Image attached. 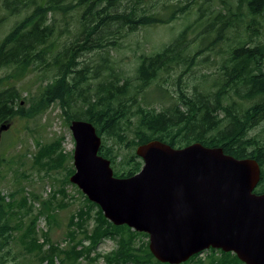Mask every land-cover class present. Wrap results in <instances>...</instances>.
Here are the masks:
<instances>
[{"label": "trees", "instance_id": "obj_1", "mask_svg": "<svg viewBox=\"0 0 264 264\" xmlns=\"http://www.w3.org/2000/svg\"><path fill=\"white\" fill-rule=\"evenodd\" d=\"M187 1L166 17L141 10L142 0H0L4 13H21L0 39V69L9 70L4 78L0 76V82L3 79L8 82L0 90V123L16 116H32L51 102H59L68 124L82 119L95 125L102 137L99 153L111 160L115 176L128 177L141 170L143 160L136 153L141 144L160 140L180 148L200 142L208 147H221L236 158L257 159L261 179L254 192L264 193V126L250 134L264 121V40L261 38L264 0H220L216 11L204 17L200 15L195 32L201 39L197 48L191 50L195 40H189L183 29L161 50L142 53L134 67V76L120 67L111 53L121 47L119 39L125 32L166 24L184 12L191 3ZM173 6L176 5H162L165 11ZM63 34H72L73 39L61 43ZM94 50L104 53H100L92 68L90 64L83 65L81 57ZM201 51L209 54L198 60ZM210 54L221 57L211 78L204 73L187 91L181 87L179 74L175 95L161 83V78L171 76V70H177L180 65L193 70L202 60L207 61ZM35 68L57 69L39 103L25 110L17 88L19 81L11 82V78H23ZM153 92L162 96L156 99ZM158 102L167 105L158 109L153 104ZM108 136L114 138L112 143L108 142ZM59 146V142L42 146L35 161L48 170L66 167L68 154L59 150ZM74 172L71 166L66 174L68 182ZM16 191L10 194V203L0 191V251L10 246L14 232L21 226L20 210L26 208L30 212L33 208L29 198L40 200L37 193L27 195L25 187ZM60 193L64 199L63 188ZM54 199L53 194L51 199L42 201L43 209L51 208L50 200ZM63 199L59 206L63 205ZM85 199L87 204L69 221L67 234L72 245L68 248L51 244L43 251L42 245H37V239L32 237L37 216L30 218L32 230L22 234L21 241L29 252L38 248L41 256L37 264L45 261L55 264L56 256L60 257V264H77L80 258L96 262L102 256L96 251L97 244L104 237L116 238L118 243L117 249L103 255L106 264H170L160 262L152 254L148 241L136 245L138 236L148 237L147 233L126 224L115 225L99 205L87 196ZM93 207H97V215L90 229L87 221L93 216ZM45 211L48 216L52 213ZM16 214L19 216L14 218ZM79 234L83 237H78ZM85 240H89L87 245ZM209 250L221 254L220 261L212 257L209 263L197 264L216 261L226 264L229 260L242 263L235 253ZM12 251L10 247L2 255L0 264L9 261L30 264L21 262ZM196 256L181 264L190 263Z\"/></svg>", "mask_w": 264, "mask_h": 264}, {"label": "water", "instance_id": "obj_2", "mask_svg": "<svg viewBox=\"0 0 264 264\" xmlns=\"http://www.w3.org/2000/svg\"><path fill=\"white\" fill-rule=\"evenodd\" d=\"M70 129V181L115 225L148 233L149 249L160 262L181 264L216 248L245 264H264V193L254 192L261 179L257 159L200 142L177 148L152 140L136 148L141 170L118 177L99 153L102 137L95 125L74 119Z\"/></svg>", "mask_w": 264, "mask_h": 264}, {"label": "rangeland", "instance_id": "obj_3", "mask_svg": "<svg viewBox=\"0 0 264 264\" xmlns=\"http://www.w3.org/2000/svg\"><path fill=\"white\" fill-rule=\"evenodd\" d=\"M188 2L187 0H142V9L148 12H156L160 16L168 17L173 9H176L178 5ZM220 0H191L188 7L184 9L183 13H178L177 17L166 23L158 24L156 26L142 27L137 30L128 31L123 34V37L119 39L121 47L115 48L111 51L112 55L117 59L118 65L125 69L129 75L134 76V67L137 65L139 56L142 53H152L157 50H161L166 44H169L175 36H177L183 29H186V35L189 40H195L191 50L198 47L200 44V37L195 33L200 21V15L202 17L208 15L212 11H216L220 4ZM164 3L175 4L165 11L162 7ZM177 3V4H176ZM24 13L23 11H20ZM21 13H4L0 6V39L10 29L11 25L19 19ZM5 17V18H3ZM3 18V19H2ZM200 18V19H199ZM205 20L204 18H202ZM264 32V26L262 28ZM264 40V34L261 35ZM73 39L72 34H63L61 43L65 41H71ZM201 48V47H200ZM199 48V49H200ZM189 50V51H191ZM223 51V50H222ZM100 53H104L100 50H94L87 52L81 61L83 65L90 64L92 68L100 57ZM209 54L208 52L201 51L198 53V60L201 57ZM207 61H203L193 68V70H185L183 65H180L177 70H171V76L163 77L160 79L163 85L166 84L169 87V92L176 94L179 85L176 81L177 76L180 74V84L185 90H190L194 83L198 81V78L206 73L210 74L209 78L215 75L217 67L220 64L221 57H215L212 54ZM55 68L53 71H56ZM53 71L44 69H32L29 70L25 77L18 79L11 78V82L19 81L17 88L21 94L22 105L25 110L30 108L34 103H39L42 92L45 86L53 77ZM9 72L7 68L0 69V76L5 77ZM164 75V73H162ZM176 77V78H175ZM7 80L0 82V90L6 87ZM155 89V85L152 90ZM151 90V91H152ZM153 97L158 99L162 95L158 92H153ZM158 109H162L167 103H153ZM44 110L38 111L32 116L20 117L16 116L9 122H2L1 125H7V129L0 130V191L5 196L6 201L10 203V194L17 193V189L25 187V192L29 195V192L37 193L40 196V200H33L29 198V202L32 203L33 208L31 211H27L26 208L20 210V215L23 214L21 226L14 233V238L9 247L4 248L0 251V260L3 259L2 255L11 247L12 255H16L21 262L30 264H37L38 259L41 256L38 253V248H33L32 252L26 250L24 244L21 241V235L28 232L31 229L30 218L37 216L35 223V230L32 229V237L37 239L36 244L42 245V250L46 251L50 248L51 244L63 249L68 248L72 245L71 240L67 232L69 231V221L72 216H76L78 209L87 204L85 194L82 190L71 181H67V172L71 166H74V150H75V139L70 129V124L67 123L63 109L59 102H51L46 105ZM264 126V121L250 134H254L255 131L260 130ZM131 134V133H130ZM114 138L108 136V142L112 143ZM60 143L59 150H63L67 155V161L64 168L58 169H46L44 166L39 165L35 161V155L42 146H48L51 144ZM117 142V139H116ZM41 145L39 147V144ZM119 146V143L116 144ZM75 168V166H74ZM72 174L69 176V180ZM64 189L65 198L60 193V189ZM16 191V192H15ZM55 196L54 200H50L51 208L45 207L43 209V202L51 199V195ZM16 198H20V195H16ZM63 199V205L59 206ZM52 203L54 208L52 210ZM98 205V204H97ZM100 207V206H99ZM101 208V207H100ZM50 210L52 213L48 216L47 211ZM93 216L88 219L87 224L91 229L95 224V217L97 215V207L92 209ZM19 214L14 215V218ZM77 219V218H76ZM133 229V228H131ZM135 230V229H134ZM140 232V231H139ZM148 234V233H147ZM149 235V234H148ZM48 236V237H47ZM78 237H83L79 234ZM27 238V237H26ZM47 238H49L47 240ZM28 240V238H27ZM148 241L149 236H138L135 240L136 245L140 246L144 242ZM86 245L89 240L83 241ZM118 243L116 238L104 237L98 244L96 251L102 256L96 262H91L86 258H80L77 264H106L103 255L117 249ZM94 253V252H93ZM26 254V255H25ZM216 258L220 261L221 254H213L210 250L204 251L202 254H197L196 258L191 260L188 264H197L198 262L207 261L210 262V258ZM60 257H55V264H60ZM216 261L215 264H219ZM207 262V263H209ZM242 262V261H241ZM7 262L4 264H11ZM45 261L43 264H46ZM69 264V263H66ZM132 264V263H129ZM226 264H245L227 261Z\"/></svg>", "mask_w": 264, "mask_h": 264}, {"label": "built area", "instance_id": "obj_4", "mask_svg": "<svg viewBox=\"0 0 264 264\" xmlns=\"http://www.w3.org/2000/svg\"><path fill=\"white\" fill-rule=\"evenodd\" d=\"M209 249H206V250H204V251H208ZM204 251H202L201 253H199V254H202V253H204Z\"/></svg>", "mask_w": 264, "mask_h": 264}]
</instances>
